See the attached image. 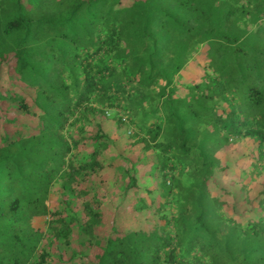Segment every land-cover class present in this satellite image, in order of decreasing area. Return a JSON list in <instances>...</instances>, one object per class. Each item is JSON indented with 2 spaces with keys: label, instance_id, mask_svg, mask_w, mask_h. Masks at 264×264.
Masks as SVG:
<instances>
[{
  "label": "trees",
  "instance_id": "trees-1",
  "mask_svg": "<svg viewBox=\"0 0 264 264\" xmlns=\"http://www.w3.org/2000/svg\"><path fill=\"white\" fill-rule=\"evenodd\" d=\"M0 264H264V0H0Z\"/></svg>",
  "mask_w": 264,
  "mask_h": 264
}]
</instances>
